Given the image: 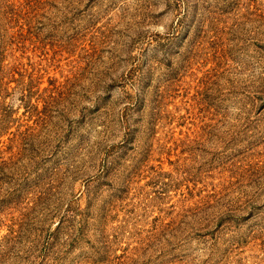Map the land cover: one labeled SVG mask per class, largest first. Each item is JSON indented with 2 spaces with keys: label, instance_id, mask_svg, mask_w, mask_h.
Segmentation results:
<instances>
[{
  "label": "rangeland",
  "instance_id": "rangeland-1",
  "mask_svg": "<svg viewBox=\"0 0 264 264\" xmlns=\"http://www.w3.org/2000/svg\"><path fill=\"white\" fill-rule=\"evenodd\" d=\"M0 264H264V0H0Z\"/></svg>",
  "mask_w": 264,
  "mask_h": 264
}]
</instances>
